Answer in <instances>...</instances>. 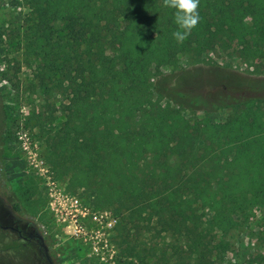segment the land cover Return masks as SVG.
I'll list each match as a JSON object with an SVG mask.
<instances>
[{
  "label": "trees",
  "instance_id": "trees-1",
  "mask_svg": "<svg viewBox=\"0 0 264 264\" xmlns=\"http://www.w3.org/2000/svg\"><path fill=\"white\" fill-rule=\"evenodd\" d=\"M20 2L22 48L68 99L63 123L45 132L51 170L117 219L125 264H220L228 233L264 208L261 94L238 96L216 123H190L180 100L153 94L170 98L156 85L162 67L214 42L264 57V0H200L183 43L163 0Z\"/></svg>",
  "mask_w": 264,
  "mask_h": 264
},
{
  "label": "rangeland",
  "instance_id": "rangeland-1",
  "mask_svg": "<svg viewBox=\"0 0 264 264\" xmlns=\"http://www.w3.org/2000/svg\"><path fill=\"white\" fill-rule=\"evenodd\" d=\"M26 13L20 0H0V225L18 220L38 225L54 264H125L117 219L93 205L91 191L72 188L45 160V132L63 123L68 99L51 81L39 78V62H32L22 48ZM160 71L156 85L166 88L170 98H154L172 107H177L173 99L180 100L179 109L190 123L223 122L233 111L230 105L249 90L259 91L264 105V57L247 60L235 43L224 47L214 42L201 55L182 56L176 68ZM67 193L86 208L84 218L74 221L59 209L60 203L69 205ZM104 213L106 217L93 220V214ZM13 237L0 228V264H45L37 255L15 248ZM226 239L229 249L220 264H264V208ZM10 246L15 249L9 252Z\"/></svg>",
  "mask_w": 264,
  "mask_h": 264
},
{
  "label": "flooded vegetation",
  "instance_id": "flooded-vegetation-1",
  "mask_svg": "<svg viewBox=\"0 0 264 264\" xmlns=\"http://www.w3.org/2000/svg\"><path fill=\"white\" fill-rule=\"evenodd\" d=\"M0 228L4 231H8L14 235L12 238L14 241V247H19L22 250L28 251L37 255V257L44 261L45 264H49L48 259L54 264L51 259V247L49 242L40 232V228L33 222L26 221H15L13 224L2 226ZM10 246L9 252L15 248Z\"/></svg>",
  "mask_w": 264,
  "mask_h": 264
},
{
  "label": "clouds",
  "instance_id": "clouds-1",
  "mask_svg": "<svg viewBox=\"0 0 264 264\" xmlns=\"http://www.w3.org/2000/svg\"><path fill=\"white\" fill-rule=\"evenodd\" d=\"M166 8L173 10L177 30L172 33L178 43H183L200 22V0H163Z\"/></svg>",
  "mask_w": 264,
  "mask_h": 264
},
{
  "label": "built area",
  "instance_id": "built-area-1",
  "mask_svg": "<svg viewBox=\"0 0 264 264\" xmlns=\"http://www.w3.org/2000/svg\"><path fill=\"white\" fill-rule=\"evenodd\" d=\"M55 194L59 195V192L55 191ZM64 196H65V199L68 200L69 205H67V207H66L65 205H61L62 203H60L59 209L66 211L67 214H69V216L72 217V219L74 221H76L79 217L84 218L88 214L86 208L81 206V203L79 202V200L77 198L70 196L68 193L64 194ZM51 205H53V204L51 203ZM106 215H107V213H104V214H101L98 216L96 214H93L92 218L95 221H99V219L106 217Z\"/></svg>",
  "mask_w": 264,
  "mask_h": 264
},
{
  "label": "water",
  "instance_id": "water-1",
  "mask_svg": "<svg viewBox=\"0 0 264 264\" xmlns=\"http://www.w3.org/2000/svg\"><path fill=\"white\" fill-rule=\"evenodd\" d=\"M49 264H52V262L48 259Z\"/></svg>",
  "mask_w": 264,
  "mask_h": 264
}]
</instances>
